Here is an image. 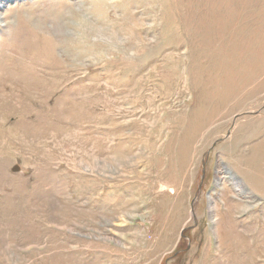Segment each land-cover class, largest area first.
I'll return each mask as SVG.
<instances>
[{
  "label": "rangeland",
  "instance_id": "rangeland-1",
  "mask_svg": "<svg viewBox=\"0 0 264 264\" xmlns=\"http://www.w3.org/2000/svg\"><path fill=\"white\" fill-rule=\"evenodd\" d=\"M0 5V264H264V0Z\"/></svg>",
  "mask_w": 264,
  "mask_h": 264
},
{
  "label": "clouds",
  "instance_id": "clouds-1",
  "mask_svg": "<svg viewBox=\"0 0 264 264\" xmlns=\"http://www.w3.org/2000/svg\"><path fill=\"white\" fill-rule=\"evenodd\" d=\"M0 17H3L6 21L12 24L13 30L16 32L28 30L30 28L39 26L38 24L33 23L32 17H29L26 14L17 13L15 11L0 13ZM73 22L77 27H79L87 24L89 22V17L87 15L79 16ZM58 34L65 35L71 33L67 30V28L62 26Z\"/></svg>",
  "mask_w": 264,
  "mask_h": 264
},
{
  "label": "bare ground",
  "instance_id": "bare-ground-1",
  "mask_svg": "<svg viewBox=\"0 0 264 264\" xmlns=\"http://www.w3.org/2000/svg\"><path fill=\"white\" fill-rule=\"evenodd\" d=\"M2 7H4L3 5H0V8H2ZM129 17V16H128ZM130 19V18H129ZM128 19V20H129ZM3 20H4V18L3 17H0V25H2V22H3ZM127 20V21H128ZM132 20V19H131ZM131 20L129 21V22H131ZM126 21V20H125ZM137 21V20H136ZM134 23H135V20L133 21ZM133 22H131V23H133ZM138 22V21H137ZM125 23V22H124ZM123 24V23H122ZM130 30V29H129ZM49 51V50H48ZM50 51H52V50H50ZM51 53V52H50ZM52 54V53H51Z\"/></svg>",
  "mask_w": 264,
  "mask_h": 264
}]
</instances>
